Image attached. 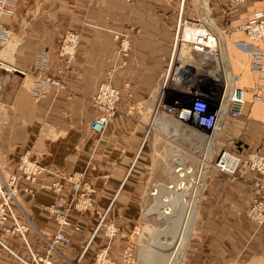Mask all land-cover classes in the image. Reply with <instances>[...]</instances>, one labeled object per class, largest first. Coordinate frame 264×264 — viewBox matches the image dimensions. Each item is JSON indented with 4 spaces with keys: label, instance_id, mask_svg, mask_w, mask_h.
<instances>
[{
    "label": "crops",
    "instance_id": "0c3cea01",
    "mask_svg": "<svg viewBox=\"0 0 264 264\" xmlns=\"http://www.w3.org/2000/svg\"><path fill=\"white\" fill-rule=\"evenodd\" d=\"M226 2L18 0L13 15L5 17L11 38L5 46L0 45V58L27 74L0 69V169L16 170L19 155L27 149L49 169L34 183L36 194L23 193L20 200L40 230L52 233L57 227L53 216L39 206L55 200V174L81 170L96 186L98 209L105 210L113 200L108 217L117 221L121 230L111 240L108 255L126 264L129 246L144 245L131 242V232L151 218L150 208L144 207V211L143 205L156 165L155 131L152 129L143 148L142 142L170 66L180 10L185 17H202L221 33L229 23L236 24L241 17L264 7V0H251L230 11ZM70 29L80 31L81 41L71 66L63 73L66 87L53 89L42 99L33 97L30 86L34 74L40 70L60 74L64 61L57 54L58 46ZM116 32L127 33L131 42L126 62L118 51ZM244 37L238 30L229 34L224 46L229 57L221 49L220 64L205 70L210 77L222 75L230 59L231 68L241 75L242 85L251 86L260 80L262 74L251 68L248 55L233 43ZM41 50H48L50 58L39 59ZM176 52L185 67L191 64L192 58L185 61L183 54ZM109 70H113L114 83L122 88V98L119 111L105 130L97 133L90 128L91 120L99 113L92 97ZM127 86L133 88L131 94ZM260 92L263 97L256 101L248 93L242 114L227 119L220 148L235 151L239 144L264 153V86ZM261 177L255 171L233 177L211 169L184 264H264V222L259 224L248 215L255 194L253 180ZM81 219L83 228L71 233V242L60 245V252L51 255L55 264L76 259L87 244L82 262L90 264L95 253L107 244L103 228L94 235L98 213L86 211ZM160 228L156 227L151 242H158ZM0 237L27 258L31 257L30 247L45 251L42 236L34 227L27 233L29 244L19 234L3 229ZM146 251L151 254L155 250L150 246ZM0 264L23 263L0 244Z\"/></svg>",
    "mask_w": 264,
    "mask_h": 264
},
{
    "label": "built area",
    "instance_id": "2783aa9c",
    "mask_svg": "<svg viewBox=\"0 0 264 264\" xmlns=\"http://www.w3.org/2000/svg\"><path fill=\"white\" fill-rule=\"evenodd\" d=\"M250 1L227 0L225 5L228 10L233 11L239 9L241 4ZM17 2L18 0H0V45H3L11 37V31L5 17L13 15ZM186 24L195 28L193 37L188 40L194 44L196 53L200 54L206 51H209L210 54H216L219 50L218 43L222 40V35L229 36L232 31H242L245 37L236 39L233 43L248 55L251 68L262 74L259 81L251 86H244L240 83L241 75L232 69V83L229 88L223 82V85L219 84V87L214 90L209 88L208 85L203 87L202 81H197L200 77L192 78L193 76L187 75L186 71L184 76L178 78L182 73L176 67L175 73H177V76L174 75L173 79L182 83L178 89L176 88L177 95L170 100L166 99L165 88L162 89L154 109V116H156L155 114L168 115L186 124V126H198L210 133H218L217 143H219L220 130L226 117H237L242 114L247 102V94L250 93L255 101L263 97L260 90L264 86V7L256 10L252 15L241 17L236 24L229 23L221 33L208 26L202 17H185L183 9L180 10L173 46L174 53L178 41L185 37L184 28ZM114 38L118 44V51L123 57V61L126 62V56L132 50L128 34L116 32ZM80 41V31L70 29L64 33L57 52L64 61L59 68L60 74H45L43 70L37 72L31 85V92L35 98H43L53 89L60 90L66 87L63 73L71 66ZM38 58L48 59L50 58V52L41 50L38 52ZM171 59L167 75H169L173 66L174 57ZM0 67L25 73L22 69L12 66L1 58ZM192 79L195 80L191 81ZM183 82H187V85ZM166 84L167 81L165 80L164 86ZM127 90L130 94L133 92L131 86H127ZM121 98L122 88L114 83L113 70H109L100 81L92 97L94 105L99 109L98 115L90 122L92 130L97 133L105 130L111 118L119 111ZM152 129L154 130L153 125L148 124L142 148L150 137ZM190 131L193 132V130ZM191 136L196 140H201L198 139L197 135ZM206 140L202 139V141L207 142ZM235 146L236 150L234 151L227 147L220 148L218 145L210 158V168L227 172L232 174L233 177L243 174L245 171H255L262 175L261 178L253 180L255 194L248 209L249 217L261 224L264 222V153L259 149H245L244 146L239 144ZM16 167V170L1 168L0 171V229L19 234L29 244L27 233L31 227H34L42 236L45 251L42 253L30 247L31 257L27 258L16 252L0 237L1 245L9 249L23 264H55L51 255L60 252V245H68L71 242V233L82 229V214L86 211H95L98 213L99 219L94 235L100 228H103L108 242L95 253L90 264H120L108 255V246L111 240L121 230L119 223L108 217L113 200L105 210L98 209L96 205L97 189L93 182L84 176L83 171L75 170L70 173L62 171L55 174L56 177L52 181V189L56 193L55 200L39 204L41 210L53 216L57 226L54 232L46 233L36 226L33 218L21 207L20 200L23 193L31 196L36 194L37 188L34 183L49 169L38 158L34 157L29 149L19 155ZM209 174L207 177H209ZM131 242L144 243L143 237L141 235L139 237L136 227L131 232ZM87 249L88 244L83 247L76 259H67L64 264H83L82 259Z\"/></svg>",
    "mask_w": 264,
    "mask_h": 264
},
{
    "label": "rangeland",
    "instance_id": "374dc122",
    "mask_svg": "<svg viewBox=\"0 0 264 264\" xmlns=\"http://www.w3.org/2000/svg\"><path fill=\"white\" fill-rule=\"evenodd\" d=\"M227 39H228V36L224 35V37H222V40L225 41V42L223 41L222 43L223 50L226 51V53H227V49H224V48L226 47L225 45L227 43ZM130 53L126 56L127 60L130 56ZM172 57H174L172 69L169 75L166 74V77H165V80L167 81L168 84L161 87V89L159 90L161 92L162 88H165V98L169 100L177 95L176 88L178 89L180 87L179 85L182 84L181 82H178L175 79H172L174 75L177 76V73H175V70H176V67L181 62L177 53L175 55L173 52L171 58ZM227 57H229L228 53H227ZM208 61L210 64H205V63L203 64L204 68L206 69H203V67L197 68L198 64L196 62H193V60H191V62H189L191 64H187L184 69H187V75H190V76L193 75L192 78H195V77L202 78L203 80L201 81L203 83V87L205 85L207 87L208 85L209 88H212L215 90L219 87V84L223 85L221 83L222 82L221 79H225V76L229 77V75L231 74L232 72V68L230 65L231 63L229 59L228 67L227 68L223 67L221 71L222 76L218 75L219 79H216L217 76H215L214 78L212 76L210 77V75L207 74L206 72L208 71V68L212 69L213 67L216 66V61L212 62L213 60H210V59H208ZM1 68L2 67H0V69ZM3 68L6 69L5 67ZM8 71L19 72L24 76L27 74L25 70H23L25 71V73H22L21 71L14 70V69H11ZM194 75H198V76H194ZM30 91H31V86H30ZM153 113H154L153 111H150V116H151L150 120H152L150 122L152 123L154 131H155V138H154L155 139V151L154 152H155L156 165L154 168L153 178L150 180L148 188L144 195L145 201H144L143 209L144 207L145 209L147 208L149 209L151 208V206L152 208H154L153 205L156 204V198H154V195H152V193L156 190L155 185L157 184L162 185L161 190L164 191L165 187L171 183L172 181L171 177L174 176L175 169L178 168V166H181L183 164L193 166L194 168H196L194 175L196 174L195 176H197L200 170L202 169V166H204L205 164L204 162L206 161V159H208L207 153L209 152L208 145L206 142H203L202 139L196 140L191 136L193 134L195 135V134H200V133L201 135L207 134L209 132L208 130L203 129L198 126H186V124L179 122L174 117H170L164 114H155L156 116H154ZM158 115L165 116L164 118L162 117V119L174 118V120H176L177 123L167 128L160 127L158 123L156 124L155 122V120L160 118L158 117ZM190 130H193V132ZM218 145L219 143H217L216 147H218ZM211 169L212 168H209V171H208L209 173ZM208 178L209 177H207V182H208ZM163 186L165 187L163 188ZM204 187H205V182H204ZM188 198H192V196ZM203 199H205L204 196L201 198L200 204ZM188 202L190 203L189 200ZM187 207H188V203L186 202L184 205L176 206V208L173 210L172 214L167 220L168 223L163 220H159L155 214L150 216L151 218L149 219V221L141 222L139 227L137 228L138 229L137 231H138L139 237L140 235L143 237L144 245L141 248L133 244L129 246L127 253H126V264H184L186 260L184 262L183 261L181 262L179 260L180 255H179V251L177 250V245H178V238L180 236V231L182 229L183 220L185 218V215L187 214L186 213ZM198 211H199V208H198ZM179 215L183 217H180ZM175 219L176 220L178 219V220L176 221ZM197 220L195 221L196 223H197ZM170 222L172 223L176 222V223L172 224ZM157 226H161L162 228L159 229L160 233L157 232V235H156V240L158 242L152 241L153 242L152 244L151 239L153 238L155 234L154 231ZM82 228H83V221H82ZM148 242H149V245H148ZM150 246L155 251H153L151 254H147L146 250Z\"/></svg>",
    "mask_w": 264,
    "mask_h": 264
},
{
    "label": "bare ground",
    "instance_id": "6f19581e",
    "mask_svg": "<svg viewBox=\"0 0 264 264\" xmlns=\"http://www.w3.org/2000/svg\"><path fill=\"white\" fill-rule=\"evenodd\" d=\"M184 29H185V37H184V39H181L178 41L177 47H176V50L174 53L175 55L177 53L176 51L179 50V53L183 54L181 56L182 59H183V57H184L183 60L187 59V57L192 58V59H189V58L188 59H189V61L193 60V62H196L198 64L197 68H200V67L204 68V65H203L204 63L210 64L208 59L213 60L212 62L216 61V64L217 63L220 64L219 58H220V54H221V49H223V45H222L223 40H220V42L218 43V49L219 50L216 54H214V53L210 54L209 51L203 52L202 54H200L198 52L196 53V49L194 47V44L188 40V39H191L193 37L192 35L195 32V28L189 24H186ZM10 38H8L4 42L3 46H5L9 42ZM184 55H186V56H184ZM223 56L224 55H221V58ZM201 65H203V66H201ZM184 68H185V65H183L182 61H181L180 64L177 66V69L182 74L180 76H178V78H181L182 75L184 76L185 71L187 72V69H184ZM191 76H193V75H191ZM194 80L195 79H192L191 81H194ZM200 80H203V79L199 78L197 81H200ZM223 80H227V81H223ZM228 80L232 81L231 80V74L229 75V77L225 76V79H221V81H222L221 83L222 84H223V82H224V84L226 83L227 88H229V86L231 84L230 82H228ZM183 84L187 85V82H183ZM188 84H190V83H188ZM172 85H173V83H172ZM154 109H155V107H154ZM154 109H153V112H154ZM158 117H160V118L155 120V122H156V124L158 123V125L160 127L167 128V127L173 126V125H175V123H177L176 120H174V118L162 119V117L163 118L165 117L163 115L158 116ZM229 117H231V116L226 117V120H225V122H224V124L220 130L221 133H220L219 137L222 136L221 134L223 133V131L227 127V119ZM232 118H236V117H232ZM153 123H154V121H153ZM176 127H177V125H176ZM196 135H197L198 139H203V138L207 139L206 141L208 143L207 142L206 143L208 145V150H209V152L207 153L208 159H206V161L204 162L205 164H204V166H202V169L200 170L199 174L197 176H195L196 174L194 175L196 168H194L193 166H189L186 164L178 166V168L175 169L174 176L171 177L172 178L171 183L169 185H167L166 187L163 186V188L165 187L164 191L161 190L162 185H159V184L155 185L156 190L152 193V195H154V198H156V204L153 205L154 208H152V206H151V208L149 209V215L150 216L155 214L159 220H163V221L168 223L167 220L170 217V215L172 214L173 210L176 208V206L184 205L185 202L188 203L187 212H186L187 214L186 215L184 214L185 218L183 220L182 229L180 231V236L178 238V245H177V250L179 251V255H180L179 260L181 262L182 261L184 262L185 251H186L192 230L194 228L195 221H196L197 216H198V212H199L198 208H199L200 200L204 195V189L207 185L206 178H207V175L209 173L208 172L209 168L211 167L210 166L211 165L210 158L212 157V155L215 151L217 138H218V133L213 134V133L208 132L207 134L201 135V133H200V134H195V136ZM203 142H205V141H203ZM0 171H1V169H0ZM0 174H1V172H0ZM204 182H205V187H204ZM190 196H192V198H188ZM188 200L190 201V203L188 202ZM179 216L183 217L181 215H179ZM174 218H176V217H174ZM177 218H179V217H177ZM170 223H172V222H170ZM175 223L176 222H174L172 224H175ZM158 233H160V232H158Z\"/></svg>",
    "mask_w": 264,
    "mask_h": 264
}]
</instances>
